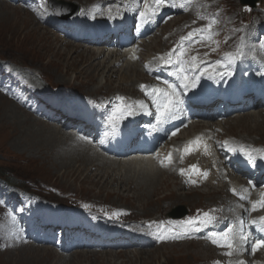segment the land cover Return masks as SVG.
<instances>
[{
  "label": "rangeland",
  "instance_id": "obj_1",
  "mask_svg": "<svg viewBox=\"0 0 264 264\" xmlns=\"http://www.w3.org/2000/svg\"><path fill=\"white\" fill-rule=\"evenodd\" d=\"M65 1L79 6V5H84L85 3L88 4L92 0H65ZM241 1L242 0H209L208 3H203L202 5L206 7L208 6L209 3H212L210 7L211 11H209L208 14H213V15L215 14V10L220 11V7H219L220 5H224V8H225L224 14L220 15L218 19L221 20L223 17V20L228 21L232 25H236L240 20ZM259 1L261 2L260 6L262 7L264 5V0H259ZM25 7L28 8V10L27 11L25 10V11L29 13L33 21L32 23L36 25L38 24V26H40V29H39L40 31L37 33L46 34V37L48 40L44 42L49 44L51 42L50 39L53 41L56 40L57 43L62 48H65L66 45L68 44V41H65L64 39L59 37L58 34L50 31V29L46 27V25L43 26L41 22L38 23V17L35 15V14H38L37 10L31 11L29 7L27 6ZM12 10L15 13L20 12L19 17L25 18L24 15H21V14H24L23 9L18 7V5H13L11 3H8L6 0H0V62L2 61L5 63V61H8L18 66H24V67L31 68L30 70H19L18 73L15 74L16 77L19 76L20 79H29L32 81V85L36 88L38 92L41 91L45 95L55 94L58 98L62 100H66L67 98L73 97L74 95L87 96V97H90L96 100L97 98L99 99L101 96H110L111 94H114L115 92H119V94H122V96L126 99L134 98L133 92L127 93L123 90L125 86H128L126 83L123 85H120L119 83H117V75L112 77L111 82L106 83L107 85L105 84V81L108 80V76L107 75L106 77L104 76L103 77L104 79H102V85H103L102 89H97V83H99L100 81L99 79L96 80L95 82H91V80L89 78H86V76L77 77L79 76L77 74L79 70H75V72L72 71L68 66H65L66 65L64 63L65 61L64 62L62 61L63 63L61 61L59 62V60H57L50 51H45L44 49L41 48L43 47L42 42L39 43L36 41L37 34L34 37L36 38L35 41H30L26 38L27 35L25 34L26 33L25 31H19L16 28L18 26L15 27V31H14V28L12 27L13 23L11 22H15L17 18L15 17V13ZM9 22L10 24L8 25ZM19 23L20 21L18 20V24ZM177 24L178 22L176 20L171 21L170 23H168L167 25L163 27V31H160V32L157 31V33L158 32L159 33L151 40L155 41L156 38L160 37L162 40H168L167 44L171 45L173 42L171 34H174V36H176L175 34L178 31ZM49 32H51V34ZM223 32H224V38L228 42V44L233 45L235 43L236 47L238 46L240 47V44L242 41L241 35H238L237 39H235L234 37L235 42L233 43V40L230 38V34L227 33L225 30H223ZM151 40H149V42ZM91 47L95 49L99 48L98 46H91ZM165 47H167V45H165ZM84 48L82 47V48L76 49L75 53L78 54V53L84 52L83 51ZM161 49L162 48H159V51H161ZM144 50H145V47H144ZM107 51H110V50H107ZM155 53H158V52H155ZM73 54H74V51L70 54V56L74 57L75 55ZM152 54L153 53H151V56ZM97 59H99V57ZM34 70L44 75L42 80H39L34 76ZM137 70L138 72H141L140 65L137 66ZM20 71H25L26 73L25 72L19 73ZM2 76H3V72L0 71V77L2 78ZM59 78L61 79L58 80ZM139 79L144 80V77H140ZM96 90H100V91H98L97 94H93ZM12 105H14V108L16 107L19 108V110L17 109L18 113H20L21 115H24L25 118H29L33 120L35 119L27 111H24L17 105L7 100L1 93V84H0V108H3L0 110V175L4 174V177L8 178L9 181L12 182V184L18 186L21 189H24L30 192L28 194L31 195L32 197L36 198V195H37L39 198H41L40 204H43V205L44 204H54V205H61L62 207H65L64 205L72 206L71 204H73L74 207L80 208L82 211L89 213V214L90 212L86 208L84 207L81 208L80 206L90 205V206L97 208L101 212H110L112 208H118L120 209V212L124 215V217L128 218L129 220L134 219L136 221H139L143 219H160L162 220V222H164L163 219H166L165 216H166V212L168 211H169V214H173L174 216H178L182 214V212H186L187 214H189L188 217H196L199 214L197 213L198 211L203 210V208H210V206L217 205L222 200L223 196L225 195L224 187L222 189H219V192L208 195L207 190H210L209 189L210 187L216 188L214 185L213 186L208 185L210 187L197 185L195 187H190L192 188V191L185 190L183 189V186H181L182 190L180 191L178 190V188H176V185L180 181V179L178 178L176 179V176H177L176 172L174 170L167 171V169H165L163 170V172H166L167 174L171 173V175L173 176L172 181H171L173 185L172 188L173 189L176 188L175 190L177 191V195L175 196L180 197V200L174 201L171 204L170 202H163L158 205H157V202H153L152 205L143 207L141 206L140 200L134 198L132 194H127L125 192L123 193L122 191H119L120 189H123V188H120L119 186L117 187V184L113 183L109 185L105 190H101L99 187H94L93 185L91 186V184L90 185L84 184L80 180L75 181L74 178H65L61 176V174L53 170L50 166L42 162V159L39 156H37L36 151L34 150L26 151V149L24 150V148L14 145V143L17 142L20 138L18 137L11 138L12 136L11 131L5 128V126H9V124L12 123V120H9L7 117H5V115H9V114H6L5 108H8V107L12 108ZM256 112H257L256 114L264 116V112L262 110L259 109V110H256ZM229 126L233 127L234 126L233 122H230L224 127L225 128L224 133L226 134V136H230V137H236V136L240 137V135L248 136L247 134L251 132V130L246 125L240 129L241 131L239 130V128H235L236 131L235 129H233L230 131L231 133L227 134L226 132L228 128H230ZM26 129L27 127L25 126L19 130L23 132ZM244 131L247 132V134H245ZM258 135L257 134L249 135V137H251L250 140H252L254 143H259L261 145L264 144V134H258ZM63 181L65 183H63ZM43 186L48 187V188L45 187L46 191L48 189V192H46L47 195H49L48 197H46L43 192H37L43 189L44 188ZM53 188L59 190L62 196L55 195L54 193H52L51 190ZM133 188L134 186H131L130 189L132 190ZM116 189H119V190L118 192L114 194L112 190H116ZM65 191L66 193H64ZM119 192H122L121 195H118ZM189 193H192L193 195H190ZM9 209H12V208H9ZM4 216L5 214H4L3 209H0V227L1 228L6 227L9 222V219H7V217L6 216L4 217ZM1 237L3 238L4 234L0 230V261H1L0 264H4V263L7 264L8 262H9L8 264H13L12 260L9 261V259H15V258H18V260L26 259V261H29V262L41 261L43 262L42 264H54L53 261L47 260L48 257H44L45 256L44 254H41V253L33 254L34 252L30 253L27 249H25V247L23 248L14 247L13 244L9 243L4 238L2 239ZM199 244L200 243L198 244L188 243L186 241L176 240L173 242H169L163 247H157V248L147 247V248H142V249H131L130 251L121 250L119 248H116L112 250L107 249L106 251L101 250L99 251V253L82 249V250H77L76 253L82 252L86 254L94 253L96 255H101L103 254V252H114L115 253L119 251L120 252L126 251L128 252V255L132 257L138 251H144L146 253L147 252L155 253V251L157 250L158 253H155L157 255L156 256L157 259L154 261L153 260L150 261L148 264H207L212 259L211 256L207 258L206 256L205 257L198 256V255H195L196 253H194L195 246ZM35 248L36 250L38 248L40 249V247H35ZM41 248H44L52 252L53 254H56V252L51 247H41ZM175 251L176 252L182 251L183 255L182 253L181 255L176 254L174 253ZM74 255H75V252L68 254L67 255L68 259L69 258L73 259ZM168 256L170 257L174 256L175 258H170L168 260ZM183 256L185 258H183ZM138 261L139 260H135V264H143V261L141 260L139 262ZM60 264H63V263H60Z\"/></svg>",
  "mask_w": 264,
  "mask_h": 264
},
{
  "label": "bare ground",
  "instance_id": "obj_2",
  "mask_svg": "<svg viewBox=\"0 0 264 264\" xmlns=\"http://www.w3.org/2000/svg\"><path fill=\"white\" fill-rule=\"evenodd\" d=\"M103 1L104 0H92L90 3L96 2L97 5H102ZM26 11L23 10L24 14H21L24 15L25 18L19 17V13H20L19 11H18L19 13H15L13 11L15 13V17L17 18L15 22H11L13 23L12 27L14 28V31H15V27L18 26L16 28L19 31H25L26 32L25 34L27 35L26 38L30 41H35L36 38L34 37L37 34L36 41L39 43L42 42L43 47L41 48L44 49L45 51H50L53 54V56L57 60H59V62L65 61L64 62L66 64L65 66H68L72 71L75 72V70H79V72L77 73L79 76L77 77L86 76V78H89L91 82H95L96 80L99 79L100 81L99 83H97V89L103 88L102 79H104L103 78L104 76L105 77L106 75L108 76V80L105 81L106 84V83H110L112 77L117 75V83H119L120 85L126 83L128 85L125 86L123 90L127 93H132V92L134 93L135 86L138 84V82L142 81L139 78L144 76L141 74V72H138L137 70V66L139 65V63L136 62L133 63L131 61V57H132L131 55L121 51H116L114 49L110 51H106L103 48H98V49L92 47L86 48V46L75 45L70 42H68L66 47L64 46L65 48H62L57 43L56 40L53 41L51 39H50L51 42L48 44L44 42L48 40L46 34L37 33L40 31L39 30L40 26H38V24L36 25L32 23L33 21L29 13ZM18 20L20 21L19 24H18ZM9 24L10 22L8 23V25ZM49 33L51 34V32ZM167 42L168 40H162L159 37L156 38L155 41L151 40L150 43L144 44L146 51L144 50L145 53L141 55L142 57L141 60H145L147 57L151 56L152 52H160L159 48H164ZM82 47L83 48L85 47L83 50L84 52L78 54L75 53L76 49ZM73 51H74L73 55H75L74 57L70 56V54ZM98 57L99 59H97ZM60 79L61 78H59L58 80ZM98 91L100 90H96L93 94H97ZM1 109L3 108H0V110ZM5 109H6L5 110L6 114H9V115H5V117H7L9 120H12V123H10L9 126H5V128L11 131V135H12L11 138L13 137L20 138L17 142L14 143V145L22 147L24 148V150L26 149V151L27 150L36 151L37 156H39L42 159V162L50 166L57 173L61 174V176L65 178H74L75 181L80 180L84 184H89V185L91 184V186L93 185L94 187H99L101 190H105L109 185L113 183L117 184V187L119 186L120 188L123 189L119 188L120 190L119 189L112 190L114 194L118 192V190L122 191L123 193L125 192L127 194H132L134 198L140 200L141 206L143 207L152 205L153 202H157L158 205L163 202H170L171 204L174 201L180 200V197L175 196L177 195V191L175 190L176 188H178V190L180 191L182 190L180 183H178L176 185V188L174 187L175 189H173L172 188L173 185L171 183L173 176L171 174H167L166 172H163L160 169L155 168L154 164H152L148 160H143V159L140 160V158H129V159L123 158V159L108 160L104 158L102 155L93 154L91 149L83 148L80 139H77L75 135L66 131V129L63 127L60 128L59 126L54 127L49 124H45L41 121H38L36 119L33 120V119L25 118L24 115L18 113L17 109L19 110V108L17 107L14 108V105H12V108L8 107ZM256 113H257L256 110H254L243 117L242 116L237 118L235 117V119H232L231 121L230 120L227 121L225 123V126L230 122H233L234 126L233 127L229 126L230 128H228L226 133L227 134L231 133L230 131L235 128H239L240 130L243 126L247 125L248 128L251 130V132L248 134L247 132L244 131L245 134L248 135V139L251 138L249 137V135L264 134V116L258 115ZM25 126L27 127V129L21 132L19 129H22ZM225 126H223V128ZM222 130H225V128ZM190 133H191L190 129L185 130L182 132V136L186 137ZM240 138H245V137H240ZM210 179H212V177H210ZM212 182L213 181H210L208 184L211 185L210 183ZM63 183L65 182L63 181ZM131 186H134L132 190L130 189ZM223 187L224 186H218L217 189L210 187L209 188L210 190H207V194L210 195L219 192V189H222ZM122 192H119L118 195H121ZM64 193H66V191ZM189 194L193 195L192 193ZM165 218H171L169 211L166 212ZM25 249H27L30 253L34 252L33 254H37V253L44 254L45 255L44 257H48L47 260L53 261L54 264H60V263L135 264V260H139V261L141 260L143 261V264H148L150 261L152 260L154 261L157 259L156 257L157 255L155 253H158L157 250L155 251V253L152 252L146 253L144 251H138L134 256L130 257L128 255V252L126 251H121V252L119 251L115 253L103 252V254L101 255H96L94 253L86 254L82 252L76 253V251H73L72 253L75 252L73 259L72 258L68 259V256L62 257L59 256L58 254H53L52 252L44 248H40V249L38 248L36 250V248L35 247L33 248L32 246L29 248L25 247ZM194 249H195L194 253H196L195 255L204 256V257L206 256L207 258L211 256L208 253V251L202 247L201 244L195 246ZM124 250L130 251L131 249H124ZM174 253L181 255L182 251L181 252L175 251ZM170 258H175V257L168 256V260ZM183 258L185 257L183 256ZM11 260L13 264L43 263L41 261L29 262L26 261V259L18 260V258L9 259V261Z\"/></svg>",
  "mask_w": 264,
  "mask_h": 264
},
{
  "label": "snow or ice",
  "instance_id": "obj_3",
  "mask_svg": "<svg viewBox=\"0 0 264 264\" xmlns=\"http://www.w3.org/2000/svg\"><path fill=\"white\" fill-rule=\"evenodd\" d=\"M178 6L181 8L185 7L184 4L178 5L177 0H144V8L142 10H138L139 25H149L153 23L159 13L165 7L177 8ZM215 23V19H210V22L208 23L205 29H194L193 31H190L187 36L181 37V42L177 47H174L171 51L166 54L167 60H165V64L168 66L175 64L179 67V71L182 73V75H178L176 77L178 80L181 81L179 85H173L172 83L165 81L164 83L167 86V90L161 89L159 87H152L151 89H149L146 85H140L141 90L144 91L146 95L152 98L153 106L156 109V125L162 127L163 125L167 124L170 120H175L178 114L183 112V97L191 89L199 85L201 77L204 76L205 72H208L209 69H212L213 71L207 77L208 79H215L216 77L223 79L225 76L230 77L232 75V72L230 71V66L236 62L238 57L243 55V50L239 46L237 47V51L234 54H226L223 59L215 61L214 64L203 60L197 62V57L192 56L190 67L187 70L182 67L184 64L188 63V61L182 58L184 56V52L182 51V49L187 47V44H185L184 42H192L193 37L198 34L200 36H203V32L205 30L208 31V38L211 39L213 35H216V33L212 32V28ZM212 51H215V49H212ZM204 55L207 56L208 53H205ZM173 56L176 57L175 61L172 60ZM160 59L164 60L165 58L161 57ZM189 73L191 74L189 75ZM124 99V97H117V100L121 102L124 101ZM139 106L141 108L145 107V105L142 103ZM130 109H132V105L122 104L121 106L116 107L112 113H110L108 117V124L111 127L113 133H115L116 131V114L119 113L120 116H124L125 112H127L128 115H132L133 112L130 111ZM178 131L179 129H174L171 132V135L175 136ZM105 135H108V133H105ZM101 143H103V141H101ZM225 144H227V142H225ZM186 151H190V148L186 149ZM247 159L249 163H255L251 153L248 154ZM168 160L169 162H171V154H169ZM161 163L163 166V162ZM191 170L199 172V169L196 168V166H191ZM180 174L184 175L183 169L180 170ZM200 174L204 177L207 176V172H203ZM249 183L251 184L252 182L249 181ZM232 191L233 194L238 195L235 189H233ZM239 199L244 200L246 199V197L244 195H239ZM85 207H87V205H85ZM258 208H264V194H262V199L260 201L253 202L251 204L252 211H257ZM113 215L116 216L119 215V213H113ZM216 222L217 218L211 215L210 212H203L202 215L198 214L196 217H190L188 220L183 221L182 227L183 231L185 233H188L190 231H200L202 228H207L211 225H214ZM240 223L241 225H243L244 223L242 218L240 220ZM250 223L256 227V230L258 232L264 233V216H261L259 218V222H257V220H252ZM172 238L178 239L179 235H174ZM210 238H212V243L217 245L218 247L227 248L229 251L225 254L230 257L233 255H241L246 252L248 248L251 249V252L253 254L257 250L264 248V236L257 239H253L250 234L244 232L242 228L239 232H234V229L229 227L225 231L211 233ZM158 239L164 240L166 239V237L161 234L158 235ZM220 240H222L223 243H220ZM236 264H245V261L237 260Z\"/></svg>",
  "mask_w": 264,
  "mask_h": 264
},
{
  "label": "water",
  "instance_id": "obj_4",
  "mask_svg": "<svg viewBox=\"0 0 264 264\" xmlns=\"http://www.w3.org/2000/svg\"><path fill=\"white\" fill-rule=\"evenodd\" d=\"M257 2H258V0H242V3L241 4L242 5H250V6H253ZM182 215H180V216H182Z\"/></svg>",
  "mask_w": 264,
  "mask_h": 264
}]
</instances>
